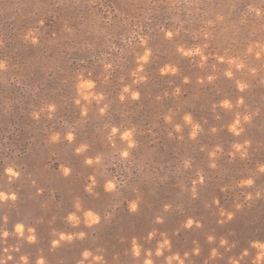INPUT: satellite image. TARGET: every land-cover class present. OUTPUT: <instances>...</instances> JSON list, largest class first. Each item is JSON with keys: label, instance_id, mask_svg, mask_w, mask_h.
Here are the masks:
<instances>
[{"label": "rangeland", "instance_id": "374dc122", "mask_svg": "<svg viewBox=\"0 0 264 264\" xmlns=\"http://www.w3.org/2000/svg\"><path fill=\"white\" fill-rule=\"evenodd\" d=\"M0 60L4 264H168L176 254L253 264L252 242H264V0H0Z\"/></svg>", "mask_w": 264, "mask_h": 264}, {"label": "clouds", "instance_id": "9594fccd", "mask_svg": "<svg viewBox=\"0 0 264 264\" xmlns=\"http://www.w3.org/2000/svg\"><path fill=\"white\" fill-rule=\"evenodd\" d=\"M40 23L43 24L44 21L41 20ZM29 35H31V32L29 33ZM168 35L171 36V33L169 32ZM32 42H33V43H36V40H35L34 37H33V41H32ZM197 51H198V50H197ZM185 54L188 55V54H191V53H185ZM4 68H6V62L3 61V60H0V69H4ZM169 70H171V71H175L174 68H171V69H170V68L167 67V66H166L165 68L161 69L162 72H167V71H169ZM227 75L230 76V75H231V72H228ZM85 83H86V86H87V87H92V83H91V82H85ZM83 86H85V85L82 84L81 87H83ZM240 87H241V89H243L244 85H240ZM138 95H139L138 93H133V96H134V97H138ZM85 98L87 99V97H85ZM122 98H123V97H122ZM97 99H99V97H97ZM77 103H79V100H77ZM222 104H223L224 107H231L230 102L227 101V100L223 101ZM100 111L103 112L104 109L101 108ZM169 119H170V117H169ZM184 119H185L186 121L190 122V121H191V116H190V115H185ZM245 119H248V117H245ZM239 123H240V120H239V118H237L236 121H235L232 125H230V130L233 131V132H235L237 135H239V131H240V130L237 129V125H238ZM197 127H199V126L196 125V126L194 127V130H193V132L191 133L192 136H195V134H196V132H195V128H197ZM176 129L179 130V129H180V125H176ZM117 131H118V129L115 128V127H113L112 132H113V133H116ZM130 136H131V133H130V132H127V131L124 132V133L122 134V138H124V139H129ZM53 139H55V137H53ZM68 139H69V140L72 139V134H71V133L68 134ZM85 147H86L85 145H82L80 148L77 149V152L83 151ZM236 147H237V149H239L241 146H240V145H237ZM243 154H244V153H242V155H243ZM123 155H124V156H127V155H128V152H127V151H124V152H123ZM87 163H89V164L92 163L91 158H89V159L87 160ZM64 171H65V174H67V172H68L69 170H68L67 168H65ZM260 171H264V165H261V166H260ZM6 172H8L11 176H18V175H19V173L16 172V171H14L13 168H11V167L7 168V169H6ZM91 179L93 180V183H95L94 178H91ZM202 180H203V177H201V181H202ZM253 183H254V181H253L251 178H248V179H245V180H242V181H241V184H242V185H248V186H251ZM88 187H89V190H90V189H91V185H89ZM115 187H116V185H115L114 182L111 181V180H110V181H107L106 184H105V190H106V191H112ZM259 196H260V193L257 192V193H256V197H259ZM6 198H7L6 194H4V193H0V199H6ZM11 198H12V199H15V198H16V197H15V194H12V197H11ZM246 199H247V200H252V199H253V194H252L251 192H248V193H247V196H246ZM129 206H130L131 210L134 211V210L136 209V202H135V201H132V202L130 203ZM238 206H239V205H238ZM166 207H167V206H166ZM77 208H79V204H77ZM85 216H86V223H88L89 225H91V224H93V223H96V222L99 220V217H98L94 212H92L91 210L87 211V212L85 213ZM231 218H232V214H231V213H228V219H231ZM68 219H69L70 221H73L74 223H77V224L79 223V217L76 216L74 213H70L69 216H68ZM158 219H159V218H158ZM192 223H193V221H192L191 219H189V220L187 221V226L190 227V226L192 225ZM15 230H16V232L19 233L20 235H23V225H22V224H17ZM29 231H32V230L30 229ZM3 235H4V236H7L8 233L5 231V232L3 233ZM79 235H80L81 237H83L84 233L81 232ZM152 235H153V233H149V236H150V237H151ZM61 238H62V239H65V238H67V239H71V236L65 237L64 234H61ZM28 239H29V240H35V236H29ZM208 239H209V240H212L213 237L210 236ZM57 243H58V241H53V244H54V245L57 244ZM220 243H221V245H225V244H227V241H226V240H221ZM168 244H169L168 240L165 239L164 241L161 242L160 247L163 248V247H165V246H168ZM252 247L259 249V251L256 253V256H255V258H254V262H253V264H264V242H261V241H253V242H252ZM5 251H7V249H5ZM194 251L198 253V252H199V249H198V248H197V249H194ZM134 252H135L136 255H139V254H140V248H139L138 245H135V244H134ZM157 254H158V255L160 254V249L157 250ZM211 254H212V256H216V255H217V250H216L215 248H213ZM248 254H249V253H248V250L245 249V250L242 252V254H241V258H242L243 256H247ZM82 255H83V257H84L85 259H87V258H88L90 255H92V254H91V252L85 250V251L82 253ZM149 255H151V253H149ZM185 255H187V253H185ZM7 258H8V259H11V256H9V257H7ZM21 259L24 260V261H25V264H26L27 258H26V257H21ZM94 259H96V260H100V259H102V258L99 257V256H97V257H95ZM173 260H177V261H179V264H184L183 260H182V259L180 258V256H179V254H176L175 256H169V257H168V264H172V261H173ZM0 264H4V260L0 259ZM38 264H44L43 260L41 259V260L38 262ZM81 264H83V261H81ZM145 264H152V262H151L150 259H147V260H145ZM231 264H240V258H231Z\"/></svg>", "mask_w": 264, "mask_h": 264}]
</instances>
